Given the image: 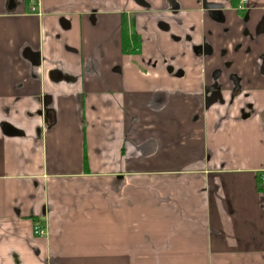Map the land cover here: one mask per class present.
<instances>
[{"label": "crops", "instance_id": "1", "mask_svg": "<svg viewBox=\"0 0 264 264\" xmlns=\"http://www.w3.org/2000/svg\"><path fill=\"white\" fill-rule=\"evenodd\" d=\"M250 2L0 0V264H264Z\"/></svg>", "mask_w": 264, "mask_h": 264}, {"label": "flooded vegetation", "instance_id": "2", "mask_svg": "<svg viewBox=\"0 0 264 264\" xmlns=\"http://www.w3.org/2000/svg\"><path fill=\"white\" fill-rule=\"evenodd\" d=\"M232 2L233 9L238 12L242 18L247 19L253 8L250 0H232Z\"/></svg>", "mask_w": 264, "mask_h": 264}, {"label": "built area", "instance_id": "3", "mask_svg": "<svg viewBox=\"0 0 264 264\" xmlns=\"http://www.w3.org/2000/svg\"><path fill=\"white\" fill-rule=\"evenodd\" d=\"M36 6L35 4L30 6V12H35ZM257 185L258 188L264 191V169L260 170L257 174ZM34 232L38 235H43L45 232L43 230H39L38 227H35Z\"/></svg>", "mask_w": 264, "mask_h": 264}]
</instances>
